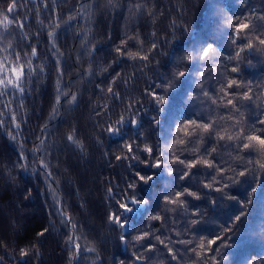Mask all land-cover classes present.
Instances as JSON below:
<instances>
[{
  "label": "trees",
  "instance_id": "1",
  "mask_svg": "<svg viewBox=\"0 0 264 264\" xmlns=\"http://www.w3.org/2000/svg\"><path fill=\"white\" fill-rule=\"evenodd\" d=\"M13 2L16 7L8 13L6 10ZM113 3L115 7L108 0H0L1 39L4 17L15 21L4 32L8 43L1 47L12 46L4 53L10 59L17 53L30 54L29 44L37 46L39 53L31 58L35 75L26 81L25 94L13 92L9 93L14 95L12 99L0 97V113L4 117L0 118V264H211L207 258L197 261L192 248L201 239L206 244L208 238L216 235L231 237L226 241L228 246L221 245L222 259L214 253L219 264H264V170L257 164V150L237 151L239 142L220 141L215 131L207 142L200 140L204 134L199 130L191 137L176 132L177 127L193 119L214 122L225 136L243 132L254 124L264 127L256 123L264 119V46L259 44V38L264 37V0ZM244 17L254 49L242 53L238 72L232 73L236 61L230 62L227 57H234L239 48L232 45L229 33L233 21ZM54 23L61 25L57 29V44L63 53L61 84L66 86L67 95L61 97L59 115L50 120L56 99L57 56L54 50L49 51L47 32ZM85 37L87 42L81 47ZM126 39L131 51H137L143 43L141 54L149 55L150 61H133L123 55L119 62H114L116 47ZM153 40L157 43L154 50ZM209 46L214 52L204 58L201 49ZM189 56L193 58L191 63ZM29 58L26 55L24 62ZM145 64L147 67H143ZM104 68L107 71H102ZM178 70L185 71V77L176 79L175 87L165 92L168 78ZM233 78L245 86L244 91L251 87L253 100H237L234 92L232 98L239 107L228 112L218 97L222 96L221 86ZM113 80L118 100L107 92ZM156 84L163 87L156 88ZM150 89L165 96L164 105L157 106L151 100L147 95ZM204 91L211 98L205 97ZM72 95L77 96V101L66 103ZM212 99H217V104ZM11 105L14 112L7 109ZM122 114L126 119L135 117L139 127L133 128L129 123L119 132L109 134L107 128L115 126ZM13 115L17 116L19 129L13 126ZM236 121L240 124L233 128ZM45 124L47 129L41 133ZM73 129L83 150L70 146L66 139ZM177 139H185L186 144H176ZM130 140L139 145L141 160L155 162L142 151L147 144L156 156L167 160L166 165L155 169L134 160L117 161V155H126L123 145ZM205 148L206 157L201 156ZM22 155L27 159L21 160ZM174 155L178 157L175 164L171 163ZM41 157L50 168L40 167ZM194 158H206L213 167L199 164L188 169L179 163ZM48 171L55 174L51 181H46ZM137 172L153 179L145 184L136 177ZM184 172L189 175L180 180ZM133 181L135 189H128ZM46 183L53 189L58 187L56 193L65 216L72 217L75 229L61 223ZM205 183H212V188H205ZM110 187L118 188L120 193H135L148 202L146 209L121 213L129 216L124 229L109 222V215L118 210L116 199L109 198ZM177 190L193 191L200 199L184 196V207L165 204V195L174 196ZM131 198L130 195L128 199ZM157 214L161 220L150 219ZM239 215L241 220L232 223ZM193 219L197 220L195 226ZM227 225L231 232H226ZM41 232L45 234L40 236ZM144 232L149 234L142 242L147 247L140 248L135 237ZM69 236L81 249L91 247L95 252L82 250L72 259L75 248L66 243ZM155 236L173 249L175 260ZM153 246L155 250L149 253L147 248ZM21 250L29 255L21 257ZM138 250L145 260L135 259Z\"/></svg>",
  "mask_w": 264,
  "mask_h": 264
},
{
  "label": "snow or ice",
  "instance_id": "2",
  "mask_svg": "<svg viewBox=\"0 0 264 264\" xmlns=\"http://www.w3.org/2000/svg\"><path fill=\"white\" fill-rule=\"evenodd\" d=\"M108 3L110 5H112L113 7L116 6L115 3H113V0H108ZM16 5L15 3H11L9 4L8 8H7V12L11 13L14 11ZM140 10V6L137 7V11ZM131 11V10H130ZM73 17H70V19H72ZM15 23L14 18H9L8 16H5L2 22V27L4 29V32L7 33L9 30V26L13 25ZM47 26V25H46ZM19 27L23 30L24 25H19ZM61 27V25L59 23H54L52 24L51 30H49L47 32V36H48V44L50 45L49 47V51H55V53H58L60 56L63 55V53L60 52V48L58 47L57 44V29H59ZM248 30H249V23L247 22V17H244L243 19H240L239 22H235L233 21L232 24V31L231 33H229V35L232 37V45L236 46L237 48H239V51H236L234 54V57L229 56L227 57V59L231 62L233 59H235L236 64L235 66H233L231 68L232 73H237L238 69H239V62L244 58L242 56V53H245L246 51L249 50H253L254 49V45L252 43V41L250 39H248ZM155 36V33L153 34ZM128 39H131V37H129ZM128 39L124 40L122 42L121 45L117 46L115 51L117 53V58L116 60H114V62H119V57L123 56V55H127L128 58L132 59L133 61L135 60H140V61H150V57L147 54H141L143 53V43H141L140 48L137 51H131L129 49V44H128ZM138 39V37H137ZM87 42L86 37L85 40L82 41L81 43V47H84V44ZM39 43V41H38ZM259 44L264 46V37L259 38ZM246 45V47H245ZM12 46L9 45L8 48L6 49H0L3 50L5 52L8 51V49H10ZM27 47L31 48V52L30 54L28 53H17L15 55H13L12 59H13V63L9 64L8 63V59L9 57L6 55L4 57V59L2 61H0V97L6 96L9 94V90H11L14 93H18L21 96H23L25 94V89H26V81L31 79L33 75H35V73L33 72V62L31 58H36L38 57L39 53H38V48L37 46H33L31 44L27 45ZM151 48L154 50L157 48V43L155 42V40H153L151 42ZM201 52L203 53V57L207 58L210 55V52H214V49L209 46L208 48H203L201 49ZM90 56L92 55L91 52L88 53ZM9 55H11V53H9ZM26 55H29L30 58L27 60V62H24V57ZM197 56H199V53L197 54ZM192 57L189 56L188 57V61L189 63L192 62ZM62 64L63 61L60 60L59 58L56 61V65H57V88H56V99H55V103L52 106V112L49 116V119H55L58 115H59V105L61 104V97L62 96H66L67 94L64 92V87L61 84V81L63 79V75L64 72L62 70ZM39 67V66H36ZM143 67H147V64L143 65ZM42 71V69H40ZM91 72V69L89 70ZM102 71H107V68L102 69ZM95 74V73H92ZM119 75V74H117ZM186 73L183 70H178L173 77L168 78L167 80V87L165 88V92L167 91L168 88H173L175 87V80L185 77ZM204 73H201V76H203ZM116 83V80L112 81V84H110L107 88V92L110 94L111 97H114L115 99H120L119 93L118 92H114L113 90V86ZM156 88H161L163 87V85L161 84H156L155 85ZM245 86L241 83L237 82V79L233 78V79H228L227 83L222 85L220 88V93H222V96H219L218 99H221L224 101V106L225 109L228 112H232L233 109H238L239 105L234 102V99L232 98L233 93L235 92V95L237 97V100L242 99L243 101H249L251 102L253 100V96L250 94L252 92L251 87H248L247 91H244L243 88ZM203 91V89H201ZM231 90V91H230ZM103 91V89H102ZM147 95L151 96V100L154 101L156 103L157 106L160 105H164L165 104V96L163 94H158L157 92H155L154 90H148L147 91ZM216 95V94H213ZM204 96L207 98H211L209 96V93L207 91H204ZM77 101V96L76 95H72L71 98L69 100H66V103L71 104L72 102ZM212 103L213 104H217V99H212ZM106 107V106H105ZM129 111H131V106L129 108ZM261 111H264V109H262ZM7 113L5 112L4 115H6ZM99 114V113H97ZM240 115L243 116V112H240ZM223 118V117H222ZM230 118V117H229ZM17 121V116L13 115L12 116V123L13 126L17 129L20 128V124L16 122ZM131 124V126L133 128L139 127V122L135 117H132L131 119H126L125 115L122 114L119 116V118L116 120V125L112 126L110 125L107 128V131L109 132V134H114L115 132H119L126 124ZM158 123V121H157ZM261 126H264V119H258V121L256 122ZM240 124V121H236L232 127L235 128ZM47 129V124L44 125V127L41 129V133L45 132V130ZM197 130H199L200 133L204 134L201 135L199 138L201 141L203 142H207L208 140L211 139L212 133L215 131L217 134V138L220 141H223L225 139H227L228 141H237L240 144V147L237 149V151H241V150H246L247 152H252L253 150H257L258 152V156L259 159L257 160V164L259 166V168L261 170H264V127L261 128H257L255 127V124L251 127V128H246L243 132H238V133H234L231 135H223L220 134V131L217 129L216 124L213 123H209L207 121L204 122H197L195 119L185 122L183 124H181L179 127L176 128V132L177 133H181L183 132L184 137H191L193 135L194 132H196ZM226 131V130H225ZM19 133H17L18 135ZM15 135L13 136V139L15 140ZM69 145H74L77 148H80L81 150H83V144L77 139L76 137V130L73 129L72 132L66 137ZM41 143H43V141H41ZM176 144L179 145H185L186 141L185 139H177ZM192 143L191 139H189L187 141V144L190 145ZM258 146V147H257ZM124 151L126 153V155H117L115 157V159L117 161H120L122 159H129V160H134L137 161L139 163H144L145 166L147 167H152L155 169H161L163 168L166 163L167 160L165 159H161L160 156H156L154 149L152 147H149L147 144H145V147L143 148V152L147 154V156L149 157V159H153L155 162L149 164L147 160H141L140 156H139V145L135 143L134 140H130L129 143H126L123 145ZM38 150V149H37ZM24 148L23 146H21V152H24ZM216 151V147L213 146L212 147V152ZM35 155V152L33 153ZM208 152L207 149H203V151L201 152V156H207ZM21 160L23 159H27L26 156L22 155L20 157ZM42 163L40 165V167L42 169H47L50 168V164H48L47 162H45L43 160V157H41ZM178 161V157H176L174 155L171 163L175 164ZM251 159H249V163H251ZM179 163L184 165V167L188 168V169H193L196 168L197 165L199 164H203L204 167L211 169L213 167V163L208 160V159H198V158H194L192 161L189 162H185V160H179ZM21 167L23 168L24 171H28V168L21 165ZM131 167V166H130ZM32 171H35V169L33 168ZM174 171V170H173ZM217 172L219 174V169H217ZM45 174V173H42ZM245 173L242 171L240 172V175L243 176ZM46 181H51L54 177L55 174L51 171H48L46 174ZM189 175L188 172H184L179 176L180 180H184L185 177H187ZM136 177H138V179L143 182V183H148V181L152 180L153 177L152 176H144L141 175L139 172L136 173ZM214 182H218L215 181ZM212 183H205L204 187L205 188H212ZM136 184L135 182H131L127 185L128 189H135ZM225 187H227V185H225ZM217 191H221V189L217 188ZM59 189L58 187L56 189H53V192L51 193L54 197V204L57 202L56 198H55V194L56 192H58ZM108 195L109 198L111 199H116L117 204H118V210L117 211H113L110 215H109V222L110 223H115L120 229H124L126 227V222L129 220V216L128 215H122L123 214H131L133 212L136 211L137 208H147V201H145L142 198H139L135 193H129V192H124V193H120L118 188L116 190H113L111 187L108 189ZM131 195V199L129 200L128 197ZM184 196H188V197H193L194 199H200V196L197 195V193L193 192V191H186V192H181L179 190L175 191V195H171V194H166L164 197V202L165 204H170V205H176L179 204L180 207H184L186 201H182V197ZM233 199H235V197H232ZM130 205L135 206L131 207ZM197 213H193V216H196ZM241 215H243V213H241ZM59 217L61 219V223H63L65 226H71L73 229H75L76 225L73 222L72 217L70 216H65V210L63 205H61V210L59 211ZM151 220H161L162 217L161 215L157 214V215H153L150 217ZM241 220V216H236L235 220L232 221V223H235L236 221H240ZM197 224V220L193 219L192 220V225L195 226ZM225 230L226 232H231L232 228L225 226ZM45 233L41 232L39 235L43 236ZM179 235V233H178ZM149 238V234L147 232H144L142 234H139L135 237L137 244L140 245V248H145L147 247L146 245H144L142 242ZM77 239H79L77 237ZM155 239L162 245H164L165 248L168 249V254L171 256L172 260L176 259L175 254L173 253V249L169 248L167 244H165V241L163 239H161L160 236H155ZM231 237L230 236H225V237H221L220 235H216L213 238H208L207 242L205 244V241L203 239H201L200 243L198 245H196L195 247L192 248V251L195 254L196 260L200 261V260H204V259H210L211 260V264H219V260L217 259V256L214 255V253H219L220 254V258H223V253L221 252V245L223 244L224 246H228L226 241L230 240ZM124 240L123 234H122V241ZM181 243H185L187 244H191V241H180ZM68 245H73L75 248V252L73 254L72 259H75L76 256H78L80 254V252L82 250H86L88 252H95V248H87V249H81V245L79 243H75L73 244V237L69 236L68 240L66 242ZM130 243V242H128ZM196 248H199V251L196 250ZM155 250V246L153 247H149L147 248V251L149 253L153 252ZM21 257L24 256H28L29 252L28 251H24L21 250ZM135 259L137 261H143L145 260V257L143 254H141L139 252V250L137 252L134 253ZM2 258V257H0ZM148 260L151 259V256L149 255ZM25 264H27V262H25ZM71 264V262H70Z\"/></svg>",
  "mask_w": 264,
  "mask_h": 264
},
{
  "label": "rangeland",
  "instance_id": "3",
  "mask_svg": "<svg viewBox=\"0 0 264 264\" xmlns=\"http://www.w3.org/2000/svg\"><path fill=\"white\" fill-rule=\"evenodd\" d=\"M2 43H8L7 42V39H6V36H5V34H4V32H3V34H2V39L0 38V49H3L2 47H1V45H2ZM6 56V54L4 53V51L3 50H0V61H2L3 59H4V57ZM8 56V55H7ZM56 56H57V59L59 58L60 60H61V56L58 54V53H56ZM9 57V56H8ZM8 63L9 64H11V63H13V60L12 59H8ZM58 86V85H57ZM57 88V87H56ZM9 93H13L11 90H9ZM14 94V93H13ZM7 97H10V99H12L13 97H14V95H6ZM7 109L8 110H10V112L13 110V112H14V107L11 105V107L10 108H8L7 107ZM13 112H12V114H13ZM0 118L2 119V118H4L3 117V114L2 113H0ZM46 185H47V189H48V194H49V198H50V201L52 202V205L54 206V210H56L58 213H59V211L61 210L60 209V206H61V202H60V199H59V196L57 195V193L55 194V198H56V203L54 204V197H53V195L51 194L52 192H53V188L49 185V183H46Z\"/></svg>",
  "mask_w": 264,
  "mask_h": 264
}]
</instances>
